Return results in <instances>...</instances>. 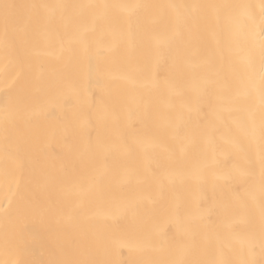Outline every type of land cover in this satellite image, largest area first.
<instances>
[{
	"label": "bare ground",
	"instance_id": "bare-ground-1",
	"mask_svg": "<svg viewBox=\"0 0 264 264\" xmlns=\"http://www.w3.org/2000/svg\"><path fill=\"white\" fill-rule=\"evenodd\" d=\"M12 2L251 4L256 6L255 39L249 37L248 25L237 27L231 10L191 7L72 9L76 20L67 31L60 10L49 18L48 10L37 9L38 24L29 28L27 37L23 33L10 36L7 49L0 31V121L8 97L36 113L12 130L13 140L7 146L0 135V262H46L59 258L61 251H69L74 252V258L98 264H146L168 258L155 251L154 245L162 233L168 239H179L181 226H193L189 213L205 216L208 223L223 231L226 214L220 205L226 192L247 183L238 173L227 174L237 158L231 142L247 149V141L227 122L214 134V143L222 151L213 156L199 141L195 146L180 145L172 128L178 123L181 135H190L204 123L210 106L217 103L214 92L196 103L189 84L192 77L210 69L229 80L233 73H243L247 53L259 44L261 0ZM177 16L183 21L179 27ZM74 32L83 34L86 51L79 43H67ZM233 92L239 94L241 107L250 102L244 95V81H234ZM129 94L150 103L154 117L120 112L118 103ZM178 114L182 117L179 121ZM103 115L108 121L102 131L111 149L107 160L100 154L94 170L79 169L76 175L69 174L66 169L101 131ZM129 126L133 133L127 138L130 150L118 147L116 135L118 127ZM205 154L209 163L214 160L215 164L203 181L191 176L169 182L168 176L188 173L189 161ZM96 174H101L98 182L92 180ZM174 203L182 205L180 220L172 210ZM129 204L132 206L122 211ZM36 208L44 211H34ZM227 218L236 231L246 232L249 216L239 202H232ZM6 234L19 241L7 251ZM216 258L235 261L239 256L225 249ZM246 258L264 264V253L258 246Z\"/></svg>",
	"mask_w": 264,
	"mask_h": 264
},
{
	"label": "snow or ice",
	"instance_id": "snow-or-ice-1",
	"mask_svg": "<svg viewBox=\"0 0 264 264\" xmlns=\"http://www.w3.org/2000/svg\"><path fill=\"white\" fill-rule=\"evenodd\" d=\"M140 7H191V8H208V9H229L235 16L237 27L244 25L249 26V37L255 39V12L256 6L251 4H232V5H109V4H24L15 3L12 0H0V31L3 34V46L5 49L9 47V37H15L17 34L23 33L25 37L29 34V28L38 24L39 18L36 15L37 9H45L49 12V18L60 10L61 16L66 19L64 24L65 31L76 20L71 15L72 9H88V10H107L109 8H122L125 10H134ZM260 8V39L258 47L253 48L247 53L245 70L243 73H233L232 80L224 77L220 71L210 69L207 73L192 77L189 81L194 98L198 104L200 99L214 92L217 103L210 106L209 113L204 123L190 135H181V129L177 123L173 128V136L180 145L195 146L197 141L207 146L208 150L213 154L222 149L214 143V134L227 122H231L237 127L247 141V149H241L236 141L231 142V150L236 154L237 158L232 161L231 167L228 168L227 174L233 175L238 173L241 177L247 179V183L243 186H234L230 188L225 195V199L220 207L226 214L223 221V231L217 230L211 223H208L205 216L193 215L189 213V218L193 222L191 228L181 226L178 231L180 238L168 239L163 233L154 245V250L161 253L162 257L146 262V264H254V262L246 257L251 256L256 247L264 253V0H261ZM182 18L177 16L176 25L180 26ZM61 42V47L63 48ZM67 43H79L84 50H87V42L83 34L80 32L72 33ZM244 81V95L250 101L247 105L241 107L240 96L233 92L234 81ZM37 90L40 85L37 83ZM71 87V85H69ZM75 95L76 90L72 89ZM70 100V97H66ZM258 100V103H256ZM191 103V102H190ZM120 112L127 113L129 116L142 112L145 118H153L154 111L150 103L143 101L135 95H126L118 103ZM243 115H236V113ZM35 112L29 111L21 102L13 97H8L4 101V119L0 121V135L3 136L5 145L7 146L12 140V130L20 123L30 120ZM178 114L176 120H181ZM108 117L106 115L100 118L101 131H98L94 141H89L84 152L71 163L66 169L71 175H76L79 169H95L98 155L103 154L107 160L111 149L106 146L103 128L107 126ZM130 126L125 128H117L116 135L120 141L118 147L129 148L127 138L132 135ZM181 151L184 148L181 147ZM215 164L213 160L210 164L207 155H197V157L189 161L188 173L179 172L168 176L169 182L175 179H184L186 177L195 176L200 181L204 177L210 167ZM183 167V165H181ZM101 174L92 176L93 181H99ZM159 181V178H157ZM239 202L241 209L249 216L247 230L244 234L236 231L232 222L227 218V214L232 210V202ZM132 205H125L122 211H126ZM250 209H258V211H250ZM34 211L43 212V209H33ZM172 210L176 213L177 219H181L182 205L174 203ZM19 243L15 236L6 234L4 239V247L7 251L10 247H15ZM238 243L239 247L235 248L234 244ZM225 249L235 252L239 259L235 261H224L216 258V255L222 254ZM180 253L178 258H171L176 253ZM74 252L61 251L57 253L59 258L50 259L46 262L27 261L25 264H98L95 261L74 258ZM4 264V262H0ZM15 264V262H8Z\"/></svg>",
	"mask_w": 264,
	"mask_h": 264
}]
</instances>
